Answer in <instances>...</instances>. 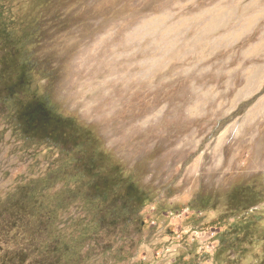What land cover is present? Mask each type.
Returning a JSON list of instances; mask_svg holds the SVG:
<instances>
[{
	"label": "rangeland",
	"instance_id": "rangeland-1",
	"mask_svg": "<svg viewBox=\"0 0 264 264\" xmlns=\"http://www.w3.org/2000/svg\"><path fill=\"white\" fill-rule=\"evenodd\" d=\"M0 1L17 34H30L37 92L92 130L108 172L116 165L150 192L113 231L68 201L56 233L72 264H264V0ZM59 158L0 116V207ZM238 184L261 201L235 210ZM5 232L1 251L26 250L29 263L52 240Z\"/></svg>",
	"mask_w": 264,
	"mask_h": 264
},
{
	"label": "trees",
	"instance_id": "trees-1",
	"mask_svg": "<svg viewBox=\"0 0 264 264\" xmlns=\"http://www.w3.org/2000/svg\"><path fill=\"white\" fill-rule=\"evenodd\" d=\"M28 36L17 34L13 19L0 1V116L25 143L56 148L60 158L56 170L24 183L0 207V242L4 240L5 245L10 238L5 231L13 229L20 231L17 236L28 234L31 238L43 232L52 240L37 249L39 259L32 263L26 250L1 251L0 244V264H72L77 254L56 233L57 217L69 206L68 201L83 200L95 220L94 227L113 231L138 215L150 199V192L116 165L108 172L107 158L92 130L75 117L57 111L45 95L37 92ZM70 179L74 185L65 189L59 199L49 196L53 185ZM261 199L259 190L247 184H238L229 193L235 210L247 209ZM214 203L202 202L200 207H214ZM246 227L242 234L247 233ZM227 229L230 236L235 233L232 227Z\"/></svg>",
	"mask_w": 264,
	"mask_h": 264
}]
</instances>
